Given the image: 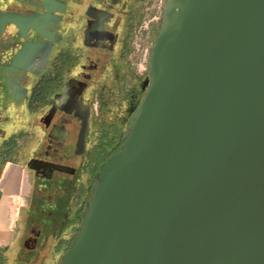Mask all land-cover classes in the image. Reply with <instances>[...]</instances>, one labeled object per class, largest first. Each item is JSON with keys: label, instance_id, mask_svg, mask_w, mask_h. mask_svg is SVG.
<instances>
[{"label": "water", "instance_id": "water-1", "mask_svg": "<svg viewBox=\"0 0 264 264\" xmlns=\"http://www.w3.org/2000/svg\"><path fill=\"white\" fill-rule=\"evenodd\" d=\"M147 74L59 264H264V0H164Z\"/></svg>", "mask_w": 264, "mask_h": 264}, {"label": "flooded vegetation", "instance_id": "flooded-vegetation-1", "mask_svg": "<svg viewBox=\"0 0 264 264\" xmlns=\"http://www.w3.org/2000/svg\"><path fill=\"white\" fill-rule=\"evenodd\" d=\"M59 1L62 15L80 26L81 46L52 52L46 45L27 66L23 61L30 80L16 78L8 88L0 79V199L3 171L17 169L11 185L14 238L0 249V264L7 256L15 264L60 262L81 226L96 174L123 145L127 120L148 84L147 70L140 71L131 54L153 0ZM27 2L8 9L46 18L42 0ZM161 17L162 7L149 34H157ZM15 53L14 42L0 44V75L14 69ZM19 105L28 116L26 136L5 137L3 126L13 125L10 116ZM38 132L39 143L20 156L19 140L36 139Z\"/></svg>", "mask_w": 264, "mask_h": 264}, {"label": "crops", "instance_id": "crops-1", "mask_svg": "<svg viewBox=\"0 0 264 264\" xmlns=\"http://www.w3.org/2000/svg\"><path fill=\"white\" fill-rule=\"evenodd\" d=\"M42 1H43V11H44L43 15L46 16V18L35 19V18L12 15L8 9L9 7H12V8L15 7L18 9L25 8V6L28 5L27 0H0V6H1V11H2L0 15V44H4V43L11 41L15 43V49H16V53L14 57L11 59L12 67H14V69L8 72H5V73H1L0 75L1 82L6 84V87L8 88L12 80H15L16 78H19V79L24 78L25 80H30L29 77L26 76L27 74H25L28 71L26 66L28 65V63L33 61V59L39 56L44 46L48 45L52 52L53 51L55 52L59 48L65 45H69L71 43L76 48L81 46L80 26L77 24L76 25L73 24V22L69 23L68 18L62 15L64 11L62 10L61 7L64 6V3H62L59 0H42ZM46 7L49 8L50 10L58 11L56 16L50 13H47L44 9ZM18 25L21 28H23L26 34L30 37L29 41L26 44L21 43L20 40H15L12 37H10L12 35L17 34L16 26ZM52 26L59 28L60 30L58 31L50 30V27ZM34 29H36L41 35L45 36L46 38L48 37L52 38L53 40H55V43L52 44L44 37L37 35V32L34 31ZM23 61H25L26 66L25 64H23L24 63ZM146 68H147V64H146ZM9 90L11 91V89ZM14 94H15V90L13 91V95ZM7 114H9V112H7ZM15 115H16L15 117L10 116L11 117L10 121H13L12 126L10 124L8 125L6 124L5 126H3V132H4L5 137H9L11 134L19 135L20 138H21V135L26 136V133H25L26 130L23 126L27 125L28 116L25 114L24 107H22L21 105L17 106L15 108ZM23 132L25 134H23ZM37 134L39 135V137L36 139L32 140L31 138H26L22 140V142L21 140H19L20 156L24 154L26 155L27 151L30 152V150L33 147H35L36 144L39 143L40 141L39 138L41 137V134L39 132ZM25 142L28 143L29 148H24L27 145V143ZM16 172H17V169L14 167H9L3 171V182H4L2 186L3 195L0 199V206L2 204L3 199L7 198L9 199V201H11L12 212L7 210L8 207H5L2 205L4 209H1V212H0V249L10 247L12 240L14 238V230L12 227V224H13L12 202L14 201V199L11 197V185L15 180ZM95 182H96V179H95ZM92 196H93V191H92ZM92 196H91V199H92ZM91 199L88 205L90 204ZM85 213H84V216H85ZM84 216H83V220H84ZM83 220H82V223H83ZM82 223H81V226H82ZM78 231H76L74 235L77 234ZM74 235L72 236V238L74 237ZM4 263L15 264L14 261L9 256H7Z\"/></svg>", "mask_w": 264, "mask_h": 264}, {"label": "rangeland", "instance_id": "rangeland-1", "mask_svg": "<svg viewBox=\"0 0 264 264\" xmlns=\"http://www.w3.org/2000/svg\"><path fill=\"white\" fill-rule=\"evenodd\" d=\"M163 1L164 0H153L151 2V5H148L146 23H144V27L141 28L142 34H138L134 39V47L132 49L131 59L138 61V63L140 64L139 69L142 72L144 71V69H147L146 63L150 52V46L156 36V31L153 34H149V29L147 27L150 25L151 21L153 23V21H155V18H159L160 8L162 7L163 10ZM2 205L8 207L7 210L12 212L11 201H9V199H3L0 206V212L1 209H4Z\"/></svg>", "mask_w": 264, "mask_h": 264}]
</instances>
